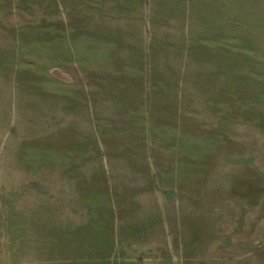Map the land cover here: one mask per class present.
I'll use <instances>...</instances> for the list:
<instances>
[{"label":"rangeland","instance_id":"374dc122","mask_svg":"<svg viewBox=\"0 0 264 264\" xmlns=\"http://www.w3.org/2000/svg\"><path fill=\"white\" fill-rule=\"evenodd\" d=\"M0 264H264V0H0Z\"/></svg>","mask_w":264,"mask_h":264}]
</instances>
